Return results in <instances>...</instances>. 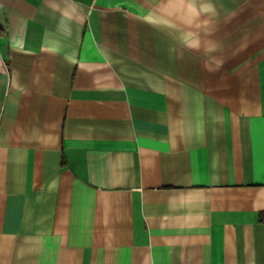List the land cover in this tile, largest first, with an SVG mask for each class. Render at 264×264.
Listing matches in <instances>:
<instances>
[{
    "label": "crops",
    "instance_id": "crops-1",
    "mask_svg": "<svg viewBox=\"0 0 264 264\" xmlns=\"http://www.w3.org/2000/svg\"><path fill=\"white\" fill-rule=\"evenodd\" d=\"M264 0H0V264H264Z\"/></svg>",
    "mask_w": 264,
    "mask_h": 264
},
{
    "label": "trees",
    "instance_id": "trees-1",
    "mask_svg": "<svg viewBox=\"0 0 264 264\" xmlns=\"http://www.w3.org/2000/svg\"><path fill=\"white\" fill-rule=\"evenodd\" d=\"M260 216H261V221L264 222V213H262Z\"/></svg>",
    "mask_w": 264,
    "mask_h": 264
}]
</instances>
